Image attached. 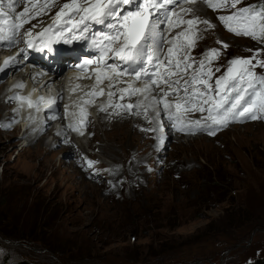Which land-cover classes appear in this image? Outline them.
I'll list each match as a JSON object with an SVG mask.
<instances>
[{
	"label": "rangeland",
	"instance_id": "rangeland-1",
	"mask_svg": "<svg viewBox=\"0 0 264 264\" xmlns=\"http://www.w3.org/2000/svg\"><path fill=\"white\" fill-rule=\"evenodd\" d=\"M260 4H264L263 0H242L237 8ZM183 7L199 9L195 15L208 18L220 27L214 36L229 45L218 60L212 61L214 72L216 67L221 69L215 72L213 81L225 72L232 58L251 57L255 50L264 49V44L251 38L229 33L217 19L227 12L208 8L205 14L202 9L207 7L202 0ZM176 12L180 9L176 8ZM189 18L191 16H184V19ZM175 19L177 17L173 16ZM199 28L202 31L198 35L202 39L191 50L197 60L208 50L205 46L208 30L203 31L206 28L203 24ZM162 30L165 37L168 34V39H172L181 28L169 32L163 25ZM218 46L222 49L221 44ZM167 47L165 43V51ZM1 50L0 66L6 57L13 56L12 51ZM17 59L20 66L16 73L30 75L27 70L30 65L24 63L21 56ZM259 59H264V51L260 52ZM252 62L255 64L256 60ZM255 71L264 75V68L257 67ZM11 75L4 73L0 77V122L18 121L10 130L0 128V225L5 229L0 237L2 260H23L25 252L16 248L20 246L33 252L36 264H64L58 254L44 256L45 249L38 248L34 241L22 240L40 235L65 254L66 259H78L83 264H127L125 257L129 264H246L264 258V119L230 123L214 136L189 135L172 129L157 151V133L162 135L167 120L161 112V131L154 132L147 143L133 139L131 132L125 134L124 141V133L115 134L119 142H125L126 153L117 148L111 157L101 142H97L96 147L89 146L93 132L100 134V138L105 136L98 118L99 105L106 107L108 118H112L113 114L125 112L123 103L115 105L117 95L126 96L127 101H122L128 105L130 97H143V94L129 96L116 90L109 101L108 93L105 98L106 92H99V100L87 104L91 108L86 111V125L81 127L85 130L93 124L95 130H88L85 136L69 135L75 148L92 155L93 161L98 163L88 168L85 160L77 162L73 150L65 144L57 149L54 162L39 168V162H31L29 158L37 142L28 144L35 139L40 125L33 119L27 122L25 104L28 100H10L9 97L30 98L29 90L39 96L42 76L32 74L37 75L36 79L21 81L25 85L21 89L14 87L15 79H10ZM59 81L65 82V76L58 77ZM127 87L128 82L120 84V89ZM74 96L67 91L64 98L70 107L57 111H82L85 105L83 102L77 105ZM4 99L12 108H6ZM203 114L187 115L188 119H197ZM64 119L68 118L58 114V119L52 123L54 132L46 134L49 145L53 144L55 135L63 131ZM68 121L80 128L72 118ZM15 126L19 127L17 132H13ZM30 166H33L32 171L27 172ZM215 178L222 182H215ZM232 208L255 209L263 225L239 235L242 232L235 229L234 224L240 225V222L228 219ZM107 220L110 222L106 226L108 232L100 228ZM226 226L227 235L202 241L207 231ZM118 228L124 231L115 235L112 230ZM227 251L231 252L223 258Z\"/></svg>",
	"mask_w": 264,
	"mask_h": 264
},
{
	"label": "snow or ice",
	"instance_id": "snow-or-ice-1",
	"mask_svg": "<svg viewBox=\"0 0 264 264\" xmlns=\"http://www.w3.org/2000/svg\"><path fill=\"white\" fill-rule=\"evenodd\" d=\"M199 2L201 0H65L63 3L60 0H0V48L7 47L10 50L20 43L25 45L19 48L17 55L3 60L0 74L18 64L20 61L17 56L29 49L36 52L46 50L50 54L55 51V44L62 42L71 45L73 41H85L98 51L97 60L105 71L115 73L118 77H132L128 87L120 89L122 93L129 96L143 94L144 100L149 101L143 114L150 124L155 120L157 126L142 129L144 131H161V112L170 127L189 135L203 133L214 136L230 123L264 119V75H258L255 71L257 67L264 68V59H259L264 49L255 50L251 57L232 58L225 72L213 81L215 72L221 69L216 67L214 72L212 61L218 60L229 45L217 40L222 49L206 50L199 60L191 55L197 41L202 39L198 35L202 31L199 25L206 26L203 31L216 27L210 19L195 15L199 9L183 7L184 4ZM202 2L213 11L227 12L218 15L217 19L229 33L264 44V4L237 8L242 0ZM18 8L21 10L18 11ZM53 8L57 11L50 15ZM176 8L180 12H176ZM41 16H47L50 23L38 20L30 28L24 27ZM173 16L177 19L173 20ZM184 16L191 18L184 19ZM162 24L167 26L169 32L178 27L181 31L172 39L165 40L160 28ZM94 25L102 26L107 31L94 33ZM37 28H40L39 32H36ZM165 43L168 45L166 51ZM108 59L113 60V63L108 64ZM253 60H256L255 64ZM93 62L87 60L85 65ZM97 80L102 82L99 76ZM137 83L143 87H136ZM24 86L23 83L14 85L21 89ZM108 87H113V84L110 83ZM113 95L115 93L108 92L109 101ZM9 99L28 100L27 97L15 95ZM28 106H33L30 100ZM141 106L138 102L123 107L130 114L141 115L140 111L131 112L132 108L140 109ZM149 108L153 111L151 118L148 117ZM100 111L107 109L101 106ZM194 112L207 114L188 119L187 114ZM15 123H18L15 119L0 122V128L10 130ZM70 127L83 135L78 128ZM156 139L159 151L165 137L158 135ZM84 159L88 168L98 163Z\"/></svg>",
	"mask_w": 264,
	"mask_h": 264
},
{
	"label": "bare ground",
	"instance_id": "bare-ground-1",
	"mask_svg": "<svg viewBox=\"0 0 264 264\" xmlns=\"http://www.w3.org/2000/svg\"><path fill=\"white\" fill-rule=\"evenodd\" d=\"M63 2H65V0H60V3H63ZM192 5L193 4H190V5L185 4V6H187V7L192 6ZM207 9L208 8L202 9V12H204L206 14L208 11ZM17 10L20 11L21 8H18ZM56 11H57V9L53 8L50 15H54ZM38 20H44L48 23L50 22L48 20L47 16H41ZM37 21H34L30 25H28L26 28H30L33 24H36ZM220 29H221L220 27H215L214 29H209L206 32L208 34H206L207 36L205 39V46L207 47L208 50L213 49V48L218 49V47H219L218 43H217L218 39H217V37L214 36V33H218ZM38 31H40V28L36 29V32H38ZM105 31H107V29L103 28V32H105ZM174 34L176 35L177 33H174ZM163 36L165 37V35H163ZM169 37L170 36L167 34L165 37V40H168ZM196 46H198V43L196 44ZM19 48H24V44L17 46V48L13 50V56L17 55ZM0 51H2V50L0 49ZM23 61L25 63V60H23ZM42 63L48 66L47 63H45L43 61H42ZM59 65H60V60H57L53 64V66H55V67H59ZM19 66H20V63L16 64L14 67H11V68H8L5 70V73H12V75L10 76V79L11 78L15 79V81L13 83L14 85L20 83L21 81L24 82L25 79H29V80L30 79H32V80L36 79L37 75H32V74L38 69V65L36 68H34V70H31V71L28 70L31 74L27 75V76H25L22 73H16L17 69H19ZM3 74H0V77L3 76ZM40 74H41V72H38V75H40ZM60 75L61 74L55 75L54 80H56V82H58V77H60ZM103 75H104V78H102L103 79L102 82H98L97 78H93V79L87 80L86 83H78L76 81V82H73L72 84H67L66 85L67 91H68V93L75 95L73 97V100H76V104L78 105L79 103L83 102L85 107L80 112H77L76 110H74L73 113L71 110H65L63 112H60V111L58 112L57 110H60L61 107L65 108V109H68V107H70L65 102L58 103L56 111H53L50 114V116L46 122L47 123L46 126L42 125L41 121L39 122V119L36 117L35 114L34 115L29 114V112L31 110H36L34 105H33V102L36 99L40 100V97H43L42 101H46L48 98V93L45 92V93L40 94L39 96H36V93L29 90V96H30L29 100L32 102L33 106L29 107L28 103L25 104V110H26L27 119H28L27 122H29V120L33 119V120H36L37 122H39L38 124L40 125L35 139H31L29 144H28V145H30V144H34L35 142H37L36 148L33 150V153L29 156V158L31 159V160L30 159L29 160L31 162H37L38 161L39 162V165H38L39 168H42L43 166H46L47 164L54 162L55 156H56L55 153L57 152V149L59 147H61L62 145H65V144H67L71 147L77 162H83L85 160L84 158H87L88 160H91V161H93L95 159L92 155L84 154L79 149L75 148L74 142L69 140L70 134L77 135L79 132L72 130V127H70V125L72 126L73 123L69 122L68 119L72 118L73 121H75L76 123H79V126H80L79 130L83 132L84 136H85V134H87L88 130L93 132L95 130V125H93V124L87 126L85 128V130H83L81 128V127H83V125H86V123H85V121L87 119L86 111L88 108H91V107H88L89 105H87V104H92V103L99 100V99L96 100L95 98H93V94L94 93L99 94V92H101V90H103V93L106 92V96H105V98H106L108 92H115L116 90L120 91V84H123L124 82H128V84H129L132 81V77H130V76L118 77L115 75V73H112L110 71H104ZM45 77H46V75L41 77L43 80L40 78L41 79L40 86L42 85V88H43ZM105 77H107V78H105ZM116 78H118V79H116ZM121 81H124V82H121ZM7 82H9V80ZM110 83L113 84V87H111V88L108 87V85ZM137 84H140V83H137ZM140 85H142V84H140ZM140 85H139V87H140ZM78 89H81V90H78ZM2 90H4V87H2ZM123 99L126 100V96L123 95ZM129 100H130V104H136L138 102L141 103L142 106L140 109H137L135 107L131 109L132 113L140 111L141 115L130 114L129 111L125 110V112L122 113L121 115L113 114L112 118H108L109 111H103L102 112V111H100L101 106L100 105H99V107L97 106L99 108L98 118H99V122L101 125V133H103L105 136L103 139L102 137L100 138V134L93 132L94 137L91 138V140H90V145H89L90 147H96L95 145L97 144V142H101L104 150L108 151L110 156L117 148H121L123 150V152L126 153L125 142H119L118 141L119 137L115 138V134L122 135V133H124V135H122L123 136L122 140L124 141L126 139L125 134H128L127 132L133 133V136H134L133 139L141 140L144 143H147L149 141V139L152 137V134H154V132L153 131H144L142 129H150L152 127L157 126V122L155 120H153V122L150 124L148 122V120L145 119V116L143 114L145 107L148 106L149 101L143 100L142 96H140V97L136 96L135 98L130 97ZM0 102H1V100H0ZM3 102H4V105L6 106V108H12V105L5 102V99L3 100ZM85 102H86V104H85ZM118 102H120V104L123 103L122 104L123 106L126 105L125 101H122L120 95H117L115 105H117ZM46 104H47V106H45V107L48 110L50 108L51 103H46ZM97 104H98V102L93 104V105L95 106ZM51 105H53V104H51ZM77 108H80V107L78 106ZM58 114H61L62 116H65L68 119H66V120L64 119V121H63V127H64L63 131L58 132V133H61V135L56 134L54 137L53 144L49 145L46 142V134H52L54 132V128H52L51 125L55 120L58 119ZM206 114L207 113H204L203 115H206ZM152 116H153V112L149 108L148 117L151 118ZM201 116L202 115H199V118ZM53 117H55V118H53ZM32 123L33 122H31L30 125ZM163 127L164 128L167 127L170 130L165 128L166 129L165 134L160 135L159 133H157V136L160 135V136L166 137L170 133H172L173 128L170 127L168 120L165 121V124ZM41 129L43 131H41ZM18 130H19L18 126H15L13 128V132H17ZM174 130L175 129H173V131ZM128 150L130 151V148H127V151ZM114 157H115V153H114ZM32 167L31 166L27 167V172H31Z\"/></svg>",
	"mask_w": 264,
	"mask_h": 264
},
{
	"label": "trees",
	"instance_id": "trees-1",
	"mask_svg": "<svg viewBox=\"0 0 264 264\" xmlns=\"http://www.w3.org/2000/svg\"><path fill=\"white\" fill-rule=\"evenodd\" d=\"M263 2H264V0H263ZM214 181L217 182V183H221L222 182L220 179H217V178H215ZM228 186H230L229 181H228ZM245 210L246 211H242V210L237 209V208H232V209H230V211H228V219L230 221L233 220L235 222H240V225L234 224L235 229H238L239 232H242L239 235H242V234H245V233H248V232H252L256 228H258V227L260 228L263 225V224H260L261 223L260 222V217L256 216V210L255 209H251L249 211L247 208H245ZM121 212H122V210H121ZM244 216H245V218H244ZM108 224H110V222L107 220L106 222L103 223L102 227H100V228L102 230H105V231L108 232V229L106 227ZM4 230H5L4 227L2 225H0V237H1L2 233H4ZM122 230L124 231V228L114 229V230H112V232L115 235H119V232L122 231ZM55 232L56 231H54L53 233H55ZM227 234H228V226H226L225 228L216 227L214 229H211V230L207 231L205 233V235L203 236L202 241L203 240L212 241L216 237H219V236H222V235H227ZM239 235H237V237H239ZM22 240L25 241V242L34 241L38 245V248L45 249V252L43 253L44 256H50L48 254H54V255L58 254L59 255L58 258L64 264H83L78 259H73V260L66 259L65 258V254L61 253L59 251V249L56 248L55 245H53L52 243L46 242L43 235H40V236H38L37 238H34V239L33 238L32 239L31 238H26V239L23 238ZM226 246L227 245H225L223 247H226ZM19 247L20 246H18L16 248H18L19 250H23L25 252L23 260H11V259H7V258L2 260L3 255L1 254L0 255V264H36L35 263V258L33 256V252L26 251V250L21 249ZM89 248H87V249H89ZM125 260H126L127 264L130 263L128 261L127 257H125ZM246 264H264V258L258 259V260L254 261V262L246 263Z\"/></svg>",
	"mask_w": 264,
	"mask_h": 264
},
{
	"label": "water",
	"instance_id": "water-1",
	"mask_svg": "<svg viewBox=\"0 0 264 264\" xmlns=\"http://www.w3.org/2000/svg\"><path fill=\"white\" fill-rule=\"evenodd\" d=\"M233 250H234V249H233ZM231 251H232V250H231ZM231 251H229V252H228V251L225 252L224 255H223V258H224L225 256H227Z\"/></svg>",
	"mask_w": 264,
	"mask_h": 264
}]
</instances>
